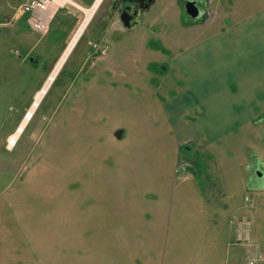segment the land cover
I'll return each instance as SVG.
<instances>
[{
	"label": "rangeland",
	"instance_id": "1",
	"mask_svg": "<svg viewBox=\"0 0 264 264\" xmlns=\"http://www.w3.org/2000/svg\"><path fill=\"white\" fill-rule=\"evenodd\" d=\"M27 1L0 0V258L248 264V251L257 246L264 264V99L257 106L226 74L223 117H203L201 100L214 88L192 71L219 68L222 58L206 56L200 46L190 50L178 6L166 15L171 32L164 40L172 51L156 54L144 47L161 49L162 41L142 36L143 30L104 38L102 0L17 146L9 148L85 19L65 2L48 31L38 32L22 14ZM223 4L233 13L219 17L207 35L236 20L259 22L264 12V0ZM187 55L193 69L185 71L175 63ZM256 75L264 80V66ZM117 130L124 132L121 140ZM189 166L197 169L190 174ZM211 180H220L215 207L201 194ZM229 180L235 188L246 185L235 192L234 207L231 196L221 195Z\"/></svg>",
	"mask_w": 264,
	"mask_h": 264
},
{
	"label": "crops",
	"instance_id": "2",
	"mask_svg": "<svg viewBox=\"0 0 264 264\" xmlns=\"http://www.w3.org/2000/svg\"><path fill=\"white\" fill-rule=\"evenodd\" d=\"M80 1L85 6H92V5L94 6L97 2V0H80ZM223 3L224 0H213L208 10L211 13H215L216 17H214V19L208 21L204 25L194 26L188 32L191 33L189 34L190 35L189 42L191 43L190 50L200 46L202 51L205 50L206 56L207 53L208 54L212 53L213 55H215L216 58L218 57L222 58L221 59L222 63L219 64V68H216L214 70L207 68L206 71L203 68H201V70L192 71L193 73L202 72L203 75L205 74L206 75L204 77L205 86L207 87V84H213V88H214V89H207V91L210 93V96L207 95L205 97V100L203 101L201 100L204 106L203 107L204 110L201 112L203 117L207 113V116H215V117L220 116V119L223 117L224 114L219 110V108H223L225 104L223 97L221 98L223 92L222 91L220 92V88L223 87L224 89L225 85H227L226 84L227 82L234 83L236 89H238L241 92V94H245L249 99L256 100L257 106L260 104V101L264 99V96L262 97L257 93L260 86H262L261 90L264 91L263 88L264 80L260 78L261 79L260 82L259 77H257L256 75L259 68H262L264 66V12L262 13L259 22H253V20H249V19L248 20L246 19L247 20V21L245 20L246 22L244 21L240 22L236 20L234 22H231L230 27L226 29L224 28L222 29V31L219 30L220 32L219 31L213 32V34L207 35L208 32L206 31L210 29L214 24H216L219 17H221V19H224V17H229L233 13V8H232L233 6L231 5L229 6L231 8V10L229 11L225 7V4ZM72 4L76 7H79L84 13L85 11L83 9H90V8L82 7L79 4L77 5L76 2ZM219 25L220 23L217 24V27H219ZM259 25L263 26L262 32L254 34L252 33V31H250L253 30L254 32L255 30H257V26ZM191 38L194 39L191 40ZM192 57H195V55H192ZM258 58H260V60H258ZM175 64L178 68L186 71V68L190 66L188 64V55L187 58L185 56L182 57L178 56L176 58ZM226 74H228L229 77L227 82L225 77ZM197 105L198 103L195 101V104L193 105V110ZM239 117H240V112L236 117V119L238 120ZM180 123H182V120H180ZM180 123H178V126L180 125ZM207 138H209L210 143H212V140L214 138H212L211 136H207ZM208 142H206V144H209ZM196 169L197 168L193 170L195 171ZM232 181L233 180H229V184L226 182L223 185L224 187L226 186L227 191L226 192L221 191V195L223 197L231 196L229 198H231V202L234 207L235 206L234 202L238 199L237 194L240 193L241 188L245 189L246 185L243 186L240 184L241 188L239 186L235 188V185L231 183ZM219 183L220 180H211L210 182H208V185L206 187L207 189L203 188L201 190L202 196L206 194L207 198L211 202H213L214 207L217 204L216 202L217 199H219V197L216 196V192H218L217 187ZM208 190L211 192L209 193L210 195L207 194ZM235 192L238 193L235 195ZM225 209H228V207L225 206ZM237 209L238 211H241L239 207ZM5 246H7L6 249L9 250V246L7 244ZM235 253L237 256L242 255V251L240 249L236 250ZM248 253H246V255ZM17 260L18 259L15 258H0V264H17L18 263ZM208 261L209 264H216L214 263L215 262L214 260L212 261L208 260ZM227 264H232V261Z\"/></svg>",
	"mask_w": 264,
	"mask_h": 264
},
{
	"label": "flooded vegetation",
	"instance_id": "3",
	"mask_svg": "<svg viewBox=\"0 0 264 264\" xmlns=\"http://www.w3.org/2000/svg\"><path fill=\"white\" fill-rule=\"evenodd\" d=\"M212 2L213 0H107L106 8L101 11L102 36L104 38L108 36L109 40L112 32L127 36L133 34L135 31L143 30L142 36H150L154 40H158L159 38L162 41L161 49L151 43L148 46L150 48L147 47L145 49L144 47V51L148 53L151 50L152 52H156V54L160 53V51L166 53L172 51L170 46H167L166 40H164L171 32V21L166 17L167 12H170V7H179L181 31L183 34H187L194 26L204 25L216 17L215 13H211L208 10ZM166 7L169 9L164 10ZM156 11L160 12V14L158 13L157 16L152 17V14ZM163 19L168 21L162 22ZM140 44L143 46L142 41L138 43L139 47H141ZM157 67V62L152 61L148 69L153 73V71L158 70ZM188 168L190 174H192L193 168L190 166ZM256 247L253 246L248 251L249 261L252 257L258 259Z\"/></svg>",
	"mask_w": 264,
	"mask_h": 264
},
{
	"label": "bare ground",
	"instance_id": "4",
	"mask_svg": "<svg viewBox=\"0 0 264 264\" xmlns=\"http://www.w3.org/2000/svg\"><path fill=\"white\" fill-rule=\"evenodd\" d=\"M68 1H71V3H74L72 0H56V4L62 5L65 2H68ZM101 3H102V0H97L96 4L92 8L83 9L85 11L86 17H85L82 25L80 26V28H79L78 32L76 33L75 37L73 38V40L71 41V43L67 47L64 55L62 56V58L60 59V61L56 65V68L53 71V73L50 75L47 83L40 90V92L37 94L36 100H35L32 108L29 111V116L24 120V122L19 127L17 132L14 135L11 136V138L9 140V148L10 149H13L15 146H17L18 141H19V139H20V137H21V135L23 133V130H24L25 126L29 123V121H31L34 118V113H35L36 109L39 107L40 103L42 102V100L46 96V93L48 92L49 87L53 83V81L56 78L58 72L60 71L61 67L63 66L64 62L66 61L67 57L69 56L70 52L72 51V49L75 46L76 42L78 41L79 37L82 35L84 29L86 28L87 24L89 23V21L91 20L92 16L95 14V11L99 8Z\"/></svg>",
	"mask_w": 264,
	"mask_h": 264
},
{
	"label": "built area",
	"instance_id": "5",
	"mask_svg": "<svg viewBox=\"0 0 264 264\" xmlns=\"http://www.w3.org/2000/svg\"><path fill=\"white\" fill-rule=\"evenodd\" d=\"M57 6L56 0H28L22 7V14L27 16L32 29L47 32L58 11ZM248 264H258V259L252 257Z\"/></svg>",
	"mask_w": 264,
	"mask_h": 264
},
{
	"label": "water",
	"instance_id": "6",
	"mask_svg": "<svg viewBox=\"0 0 264 264\" xmlns=\"http://www.w3.org/2000/svg\"><path fill=\"white\" fill-rule=\"evenodd\" d=\"M31 61H33V59L31 58ZM123 134H124V132H123V130H118L117 132H116V137L119 139V140H121L122 138H123Z\"/></svg>",
	"mask_w": 264,
	"mask_h": 264
}]
</instances>
